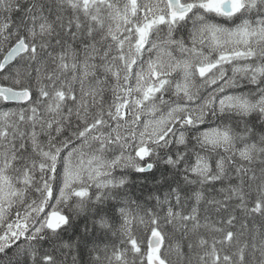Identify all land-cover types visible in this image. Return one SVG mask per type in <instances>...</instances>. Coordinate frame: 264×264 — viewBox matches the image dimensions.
<instances>
[{
  "label": "snow or ice",
  "instance_id": "6c2138e0",
  "mask_svg": "<svg viewBox=\"0 0 264 264\" xmlns=\"http://www.w3.org/2000/svg\"><path fill=\"white\" fill-rule=\"evenodd\" d=\"M0 264H264V0H0Z\"/></svg>",
  "mask_w": 264,
  "mask_h": 264
}]
</instances>
